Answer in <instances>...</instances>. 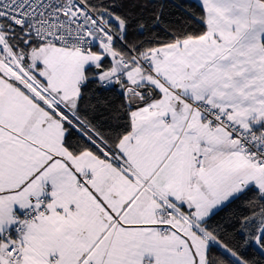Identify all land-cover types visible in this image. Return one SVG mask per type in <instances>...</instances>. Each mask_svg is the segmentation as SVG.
Returning <instances> with one entry per match:
<instances>
[{"label": "snow or ice", "instance_id": "snow-or-ice-1", "mask_svg": "<svg viewBox=\"0 0 264 264\" xmlns=\"http://www.w3.org/2000/svg\"><path fill=\"white\" fill-rule=\"evenodd\" d=\"M0 264H264V0H0Z\"/></svg>", "mask_w": 264, "mask_h": 264}, {"label": "trees", "instance_id": "trees-1", "mask_svg": "<svg viewBox=\"0 0 264 264\" xmlns=\"http://www.w3.org/2000/svg\"><path fill=\"white\" fill-rule=\"evenodd\" d=\"M193 3H195L194 1H192ZM247 255L251 258V257H254L256 259H261L260 257V253L255 251V250H249Z\"/></svg>", "mask_w": 264, "mask_h": 264}, {"label": "crops", "instance_id": "crops-1", "mask_svg": "<svg viewBox=\"0 0 264 264\" xmlns=\"http://www.w3.org/2000/svg\"><path fill=\"white\" fill-rule=\"evenodd\" d=\"M192 1H194V2H195V0H192Z\"/></svg>", "mask_w": 264, "mask_h": 264}]
</instances>
